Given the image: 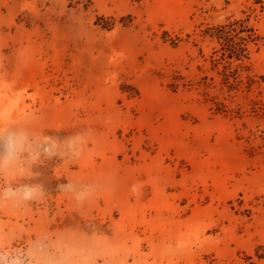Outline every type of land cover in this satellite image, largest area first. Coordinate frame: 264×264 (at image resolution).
<instances>
[{
    "label": "rangeland",
    "instance_id": "374dc122",
    "mask_svg": "<svg viewBox=\"0 0 264 264\" xmlns=\"http://www.w3.org/2000/svg\"><path fill=\"white\" fill-rule=\"evenodd\" d=\"M0 264H264V0H0Z\"/></svg>",
    "mask_w": 264,
    "mask_h": 264
},
{
    "label": "bare ground",
    "instance_id": "6f19581e",
    "mask_svg": "<svg viewBox=\"0 0 264 264\" xmlns=\"http://www.w3.org/2000/svg\"><path fill=\"white\" fill-rule=\"evenodd\" d=\"M13 95V94H12ZM11 96V95H10ZM16 96V95H15ZM18 96V95H17ZM12 97V96H11ZM11 97H9V98H11ZM5 98H7L6 96H5ZM19 98V97H18ZM13 98H11V100H12ZM14 100V99H13ZM9 102H11L10 100H9ZM23 113V112H22ZM5 120V119H4ZM5 123V122H4Z\"/></svg>",
    "mask_w": 264,
    "mask_h": 264
}]
</instances>
